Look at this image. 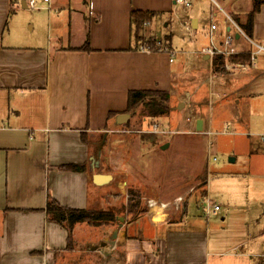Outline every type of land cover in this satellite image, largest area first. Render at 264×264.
<instances>
[{"label":"crops","instance_id":"crops-1","mask_svg":"<svg viewBox=\"0 0 264 264\" xmlns=\"http://www.w3.org/2000/svg\"><path fill=\"white\" fill-rule=\"evenodd\" d=\"M29 1L22 0L19 10L17 0H0V264H264V227L251 231L250 224L242 220L239 225L233 221L229 227L220 226L213 224L218 221L215 217L211 226L183 224L187 199L180 211L179 193H170L181 185L179 192L187 190L188 184L169 172L160 181L156 166L164 162L171 166L174 161L186 164L189 154L200 157L199 148L192 146L194 140L177 139L176 143L171 140L167 145L148 146V168L139 167L135 159L129 160V149H117L113 156L109 140L113 130L122 125L117 123V116L125 114L129 92L165 91L171 99L180 87L173 79L174 34L168 20L162 26L169 29L166 35H173L171 48L163 52L130 51V14L142 10L158 13L155 21L170 18L178 6L176 0H39V9L35 10L27 8ZM187 1L192 6V1ZM208 1L214 8L198 9L190 20V30H197L200 18L209 12V24L217 26L214 38L223 36V40L232 35L235 48L249 51L224 13ZM221 1L226 0L217 2L239 25L252 10L253 0H249L251 9L245 13L239 11L245 0H230L225 9ZM263 7L264 4L254 19L252 37L257 40L264 39L257 23ZM218 14L222 15L219 22L215 20ZM12 15H16V23L9 25ZM25 15L26 22L32 24L31 35L23 26ZM67 20L76 36L69 38L68 45L60 46L52 40L51 31L55 21L63 25ZM73 23L79 25V31H75ZM152 25L149 24L150 35L159 38ZM87 37L91 51L77 50ZM206 56H202L204 62L213 73L212 62ZM181 104L186 108L187 103L180 100L175 112H181ZM201 105L202 101L196 103ZM201 112V108L193 109L192 118L188 117L191 129L187 132L195 139L205 137ZM111 113L117 115L109 118ZM198 120L203 121L201 133L196 130ZM99 139L101 158L98 152L96 158L93 151ZM251 146L250 160H255L259 145L254 142ZM141 155L138 151L137 159ZM69 165L84 168H62ZM104 167L115 170L113 182L96 186L93 174L107 175V171L98 169ZM205 184L203 181L202 186ZM116 188L122 195L114 202L111 197H119L113 194ZM130 191L140 194L142 206L148 211L145 217L139 216L123 226L119 223L118 227L112 223L99 227L77 224L70 249L67 230L51 221L46 212L47 203L53 200L64 208L112 210L122 223L125 216L120 212L127 210L122 197L126 195L128 199ZM224 201L223 223L236 208L230 200ZM214 205L221 211L220 205ZM248 205L242 209L247 210ZM120 206L122 211L118 210ZM158 214L161 219H157ZM141 218L153 230L147 236L132 230ZM114 237L115 246L111 247ZM104 243L107 246L103 247ZM94 247L99 249L92 251Z\"/></svg>","mask_w":264,"mask_h":264},{"label":"rangeland","instance_id":"rangeland-1","mask_svg":"<svg viewBox=\"0 0 264 264\" xmlns=\"http://www.w3.org/2000/svg\"><path fill=\"white\" fill-rule=\"evenodd\" d=\"M35 1L39 6V0ZM191 1V7L178 5L170 18H161L159 21L153 22L154 25L151 26L154 30H158L155 34L157 33L160 35L159 38H163L164 34L169 33V29H164L162 24L165 20H168V25H171L170 31L174 34L172 46L175 53L172 58L175 60L174 70L176 73H174L173 79L180 87L177 96L170 99V112L159 116L154 121L143 113L142 107H138L130 114L131 119L127 123L119 125L113 130L112 137L109 140L110 147L113 156H116L117 149H129L128 159H135L139 167L148 168L151 164L148 153L145 152L148 146H159L171 140L176 143L175 140L177 139L194 140L192 146L199 148L200 151L197 152V155L200 157H193V154H189L186 158V164L184 161H174L171 166H166L168 162L156 166V174L160 175L158 177L161 179L160 181L163 180L165 173L169 172L173 178H181L182 182L186 180L188 184L187 190L182 189L179 192L180 187L183 186L179 185L180 187L173 188V192L170 193L171 195L179 193L180 200H182L180 211L181 206L186 203L187 199L188 210L183 224L186 226L191 224H203V227L211 226L212 218L215 217L214 219L218 221L213 224L229 227V222L236 221L239 225L242 220L249 223L252 228L251 231H253L258 226L264 227V143L260 140V137L264 136V55L258 56L253 66L246 71H240L238 74L226 71L210 72L208 63L204 62L202 57L205 54L204 52L201 53L203 49L211 46L208 34L210 26L209 12L200 18V27L197 30H190L189 24H191L190 20L196 17L194 15L197 14L198 9L209 11L214 6L208 0ZM217 1L219 2V0ZM21 2L22 0H17L19 10L22 7ZM229 2L230 0H226L225 3L222 1L220 3L225 9V5ZM240 6L242 9L239 11L242 13L251 9L249 0H245V4L242 2ZM27 11L24 10V12ZM29 13H32V11ZM13 15L9 25L10 23L13 25L16 23V15ZM25 16L23 26L26 34L31 35L30 27L32 24L26 22L28 15ZM221 17L222 15L218 14L215 20L219 22ZM204 19L207 21L205 22ZM257 23L260 31L264 34V7L257 18ZM73 27L75 31L80 29L77 23H73ZM145 31L147 35L151 34L149 24L146 25ZM72 35L76 36V34L71 33L68 20L67 24L63 25H59L57 21L54 22L51 36L52 40L57 41L60 46L68 45L69 38ZM222 38L223 36L214 38L216 44ZM180 100L181 102L185 101L187 106L185 109L184 106L180 108L181 112H175L174 110H177ZM198 101H202L204 105L196 106ZM200 108L202 109L200 116L202 115L205 120V137L201 135L198 139H195L191 136V133L187 132L191 129L188 117L189 119L192 118L191 112L193 109ZM195 117L196 115L193 118ZM154 124H158L159 129L167 132V134H150L156 136L155 139L143 137L141 133L151 131ZM97 141L93 151L96 158L101 139ZM254 142L259 145V157L250 160L251 144ZM209 143L213 146L211 155L208 156ZM138 151L143 154L140 159H137V157L139 158ZM111 168L98 169L99 171H107V174L113 176L115 170ZM185 174H187L186 178H183ZM203 181L207 183L204 186H202ZM145 182L150 183V180H145ZM130 188L128 189L131 190ZM113 194L119 196L111 197L114 202L121 200L122 193L118 188ZM191 194L193 195L190 196ZM122 199L127 202L126 195ZM224 199L230 200V204L236 207L233 208L232 216L225 223L221 219V216H226V209L223 205L225 203ZM208 202L209 215L205 213ZM215 203L220 205L222 209L214 214L213 206ZM246 204H249L248 209H242ZM140 208L143 211L139 212L140 215L138 216L145 217L148 212L147 208L143 207L142 203ZM118 210L122 211L121 206ZM120 213L125 216L122 221L123 224L132 220V216L128 214L127 210ZM118 216L122 215L119 214ZM119 223L121 224V221L116 217L113 225L118 227ZM132 228V230L139 231L143 236L153 232L145 218L139 219L136 226L133 225Z\"/></svg>","mask_w":264,"mask_h":264},{"label":"trees","instance_id":"trees-1","mask_svg":"<svg viewBox=\"0 0 264 264\" xmlns=\"http://www.w3.org/2000/svg\"><path fill=\"white\" fill-rule=\"evenodd\" d=\"M264 4V0H253L252 10L246 16V21L240 23L242 29L249 35L253 34L254 19L259 13L261 6ZM158 13L142 10H133L130 14V51H157L163 52L167 48H171L170 43L172 40V34L165 35L163 38H157L155 35L146 34V25L151 24L157 18ZM238 21V19H237ZM161 42V46L157 49V43ZM79 51H91L89 46V40L85 44L78 48ZM231 61H240L249 63V57L246 54L230 57ZM224 59L221 56H217L212 61L213 73L220 71L225 72L223 69ZM170 94L165 91H131L128 94L127 108L125 114L133 113L138 107H142L143 113H145L152 120L156 121L159 116L170 112ZM115 113L109 114V118L114 117ZM143 137L155 139L156 136L150 135V133H141ZM83 141L86 139L83 137ZM69 171H82L84 166L81 165H69L62 167ZM141 199L138 193L133 191L129 192L127 199V212L132 216V220L140 215L139 212L143 211L140 208ZM46 212L49 219L58 223L61 227L65 228L68 232V249L73 245L72 231L75 225L81 223H87L94 227L113 224L116 219V214L112 210H86V209H70L60 206L57 202L50 200L47 203ZM139 217V216H138ZM130 220V221H132Z\"/></svg>","mask_w":264,"mask_h":264},{"label":"built area","instance_id":"built-area-1","mask_svg":"<svg viewBox=\"0 0 264 264\" xmlns=\"http://www.w3.org/2000/svg\"><path fill=\"white\" fill-rule=\"evenodd\" d=\"M44 3H49L50 0H41ZM213 4L224 13L226 20L229 24V26L236 32V34L239 36L240 40H243L246 42V44L250 47V50L247 52H243L241 50H238L235 48L234 45V37L232 35H227L221 42L218 44L214 43V37L213 33L217 29V26L214 23H211L210 25V32H209V37H210V42L211 46L208 48L203 49L202 53L204 52L205 55H207L211 62L213 59L217 56H221L224 59L223 62V69L226 72H231V73H239L240 71H246L249 67L253 66L254 63L257 60L258 56L264 55V39L263 40H257L253 38L252 36H249L243 29L242 27L237 24L230 16H228L222 8L219 6V3L217 0H211ZM175 3L177 5L185 6V7H190L191 4L187 0H176ZM27 8L30 10H35L39 9L37 6V2L35 0H30L27 3ZM161 46V42L157 43V49ZM147 52H151L150 50H145ZM241 54H246L249 57V63H244L240 61H231L230 57L233 56H239ZM160 126L158 124L152 125V130L151 131H143L142 133H150V134H161L165 135L167 132L162 131L159 129ZM209 133L207 134V136ZM260 140L264 143V136L260 137ZM212 144H208V156L211 155V150H212ZM219 211V207L214 205L213 206V212ZM205 213L209 215V202L205 207Z\"/></svg>","mask_w":264,"mask_h":264},{"label":"water","instance_id":"water-1","mask_svg":"<svg viewBox=\"0 0 264 264\" xmlns=\"http://www.w3.org/2000/svg\"><path fill=\"white\" fill-rule=\"evenodd\" d=\"M23 7L25 8L24 6V3H23ZM205 59H209L208 56L205 57ZM182 107V104L180 105V108ZM130 118V115L129 114H121L119 116H117V123L118 124H123V123H126ZM203 129V121L202 120H198L197 123H196V130L198 132H201ZM167 145V144H166ZM98 157L101 158V150L98 152ZM92 161L95 162V166L96 167H99V162L95 161L93 158H92ZM231 161H234V160H231ZM113 177L109 174L107 175H103V174H93V183L96 185V186H103L105 184H108L112 181ZM120 226H123V223H121ZM113 240L111 241L110 243V246L111 247H114L115 246V237L112 238ZM103 247L107 246V243H104L102 244ZM99 249V247H94L92 248V251H97Z\"/></svg>","mask_w":264,"mask_h":264},{"label":"bare ground","instance_id":"bare-ground-1","mask_svg":"<svg viewBox=\"0 0 264 264\" xmlns=\"http://www.w3.org/2000/svg\"><path fill=\"white\" fill-rule=\"evenodd\" d=\"M162 216L160 214L157 215V219H161Z\"/></svg>","mask_w":264,"mask_h":264}]
</instances>
